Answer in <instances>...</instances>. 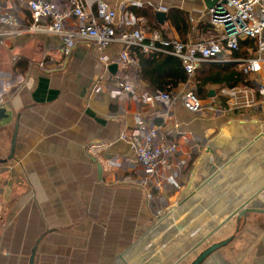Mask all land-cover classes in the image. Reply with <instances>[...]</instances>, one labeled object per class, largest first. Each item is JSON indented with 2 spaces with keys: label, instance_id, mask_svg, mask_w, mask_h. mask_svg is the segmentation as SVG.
<instances>
[{
  "label": "crops",
  "instance_id": "1",
  "mask_svg": "<svg viewBox=\"0 0 264 264\" xmlns=\"http://www.w3.org/2000/svg\"><path fill=\"white\" fill-rule=\"evenodd\" d=\"M107 1L120 13L130 6L127 2L150 5L156 12V6L167 11L180 7L198 32L207 31L202 25L204 0ZM157 24L153 28L149 21L151 29L181 39L169 20ZM61 46L60 37L44 34L0 43V102L12 115L0 126V212L7 221L0 230V264H30L32 258V264H169L175 252L181 259L215 236L220 237L211 243L232 238L215 253L223 264H264V212L240 216L230 211L221 223L209 226L239 197L251 198L264 184V103L242 111L226 107L218 114L208 108L215 96L208 93L200 96L202 112L193 114L177 101L164 129L178 124L179 151L143 185L152 193L150 211L166 217L122 259L120 253L153 221L143 190L119 184L142 179L135 154L120 134L136 125L137 113L152 125L164 124L156 116L161 106L146 99L154 91L138 67L124 72L134 91L119 97L111 82L121 71L118 64L101 62L88 41L67 56ZM120 50V44H113L106 53L113 56ZM184 82L173 89L180 92ZM215 138L210 154L206 147ZM176 159L184 165L173 183L169 176L177 169ZM189 183L184 199L171 209ZM187 202L192 207L185 216L180 209ZM167 220V239L160 240L171 241V246L161 263L154 241L156 229ZM207 226L209 231L196 240Z\"/></svg>",
  "mask_w": 264,
  "mask_h": 264
},
{
  "label": "built area",
  "instance_id": "2",
  "mask_svg": "<svg viewBox=\"0 0 264 264\" xmlns=\"http://www.w3.org/2000/svg\"><path fill=\"white\" fill-rule=\"evenodd\" d=\"M131 4L127 2L128 6ZM156 7V10L167 11L162 6ZM202 25L207 31L183 41L151 29L144 15H135L127 9L120 13L107 0H11L9 4L0 0L1 44L10 37L26 34L54 35L61 38V51L67 56L80 42L88 41L94 45L101 62L119 65L121 71L111 77L119 97L134 91V85L124 74L129 68L139 67L133 49L144 54H172L181 59L188 74L182 90L158 89L150 96L146 95V99L152 97L161 106L156 116L162 117L164 124L152 125L137 113L136 125L120 134L135 154L144 184L151 181L159 168L179 151V139L174 131L178 124H174L172 130L164 129L177 101L193 114L204 109L193 81L203 63H235L241 70L259 77L249 78L250 84L240 87H221V94L228 96L226 106L210 101V112L221 114L226 107L241 109L264 103V0H219L212 7L206 6ZM246 38H253L256 42L251 55L235 56L241 40ZM113 44H120L121 50L109 56L106 50ZM175 164L177 169L169 176L173 183L177 182L184 160L176 159Z\"/></svg>",
  "mask_w": 264,
  "mask_h": 264
},
{
  "label": "trees",
  "instance_id": "3",
  "mask_svg": "<svg viewBox=\"0 0 264 264\" xmlns=\"http://www.w3.org/2000/svg\"><path fill=\"white\" fill-rule=\"evenodd\" d=\"M135 15H144L150 21L153 28L159 27L157 24L156 11L150 5L132 4L128 7ZM167 20L177 30L182 40L188 39L192 33V24L189 12L180 7H171L167 11ZM256 42L253 38L241 40L240 49L234 52L235 56H249L255 48ZM139 59V74L145 80L152 91L168 90L175 88L179 83L188 79V74L183 67L181 59L172 54L153 52L150 54L141 53L138 49H133ZM235 63L207 62L197 69L193 80L195 81V93L198 96L206 97L208 85H229L250 84L247 79L249 73L238 70Z\"/></svg>",
  "mask_w": 264,
  "mask_h": 264
},
{
  "label": "rangeland",
  "instance_id": "4",
  "mask_svg": "<svg viewBox=\"0 0 264 264\" xmlns=\"http://www.w3.org/2000/svg\"><path fill=\"white\" fill-rule=\"evenodd\" d=\"M191 24H192V33H191V35H190V37H192V38H195V37H197L198 35H200L201 33L200 32H198L197 30L198 29H196V26L191 22ZM238 70H241L239 67L237 68ZM251 77L252 78H259L257 75H253V74H249V76H248V80H249V78H250V80H251ZM249 80V81H250ZM194 81V80H193ZM195 82V81H194ZM242 85H244V84H239V86L238 87H240V86H242ZM209 88H211L212 90H215L216 92V94H215V96L213 97V98H210L211 100H209V101H216L217 103L219 102V101H217L216 99H218V100H220V98L222 99V103H227V97L228 96H226V95H223V94H221V92H220V87L218 88L217 86H212V87H210V86H208ZM209 93V92H208ZM238 110V109H237ZM241 111H242V108L240 109ZM226 133H228V132H226ZM229 136V135H228ZM228 136H226V137H228ZM259 145V144H258ZM110 164V163H109ZM108 164V165H109ZM143 176V175H142ZM150 182V181H149ZM147 183L146 185H149L150 183ZM138 183H140V184H142V185H144V180H143V177H142V179L138 182ZM146 188H148L149 189V187H146ZM256 190V193L254 194V196H252L251 198H249V199H247V200H245L244 201V198H241V197H239L237 200H236V202H235V204H233L232 206H231V209H229L226 213H224L222 216H221V218H215L214 219V221H213V223H211L209 226H210V228L212 227V226H214L213 224L214 223H216V224H219V223H221L222 222V220L224 219V217L226 216V215H228V213L230 212V211H232V212H238L239 211V209L240 208H242L243 206H245V203L247 202V203H249V204H251V205H256V206H261V205H263L264 203V184H262L260 187H258L257 189H255ZM148 195H149V197H152V193H151V190H150V193H148ZM151 195V196H150ZM261 203H263V204H261ZM192 207V205H191V202H187L186 204H184L182 207H181V209L180 210H182L183 212H184V215L186 216V214L190 211V210H188V209H190ZM2 213H4V211H3V209H2V211L0 212V230H2L3 228H5L6 227V219H4V216L5 215H3ZM175 215V214H174ZM174 219V217H172V220ZM188 219H189V217H187L186 219H184L183 220V222H188ZM171 220H167L164 224H162L161 226H159L157 229H156V238H155V241H154V244H156L157 243V245L155 246V248H156V251H157V256H158V260H160V262L162 263V262H164V261H166V251L170 248V246H171V241H168V242H164V244H162L161 243V240H160V238L162 237L163 239H164V241H166V239H167V237L165 236L167 233V231L169 230V228H166V225H167V223L168 222H170ZM174 223H176V222H174ZM209 226H207L204 230H203V232H201L199 235H198V237L196 238V240L198 239V240H200L203 236H204V234L206 233V232H208L209 231ZM212 229V228H211ZM218 237H220V236H215V237H213V238H211V242L212 241H214V240H217V238ZM208 243V244H204V246H202L204 249L206 248V247H208L209 246V244L211 245L212 243ZM215 243V242H214ZM202 247L199 249V251L198 250H196V247L193 249V251H191V252H189V253H187L186 254V256L185 257H181V259H176V252L174 253V256L173 257H169L168 258V262L167 263H171V262H173L174 264H189L193 259H195V257L198 255V253H200L203 249H202ZM207 261V260H206ZM206 261L203 263V264H223L222 262H221V260L219 259V258H216V261H215V263L214 262H207L206 263Z\"/></svg>",
  "mask_w": 264,
  "mask_h": 264
},
{
  "label": "water",
  "instance_id": "5",
  "mask_svg": "<svg viewBox=\"0 0 264 264\" xmlns=\"http://www.w3.org/2000/svg\"><path fill=\"white\" fill-rule=\"evenodd\" d=\"M219 0H204V3L207 7H212L216 2H218ZM156 18L157 20L160 22V23H163L166 19H167V14L165 11H161V10H158L156 12ZM215 90H211L209 92V96H214L216 93ZM12 115L7 113V110H6V107L0 102V126L3 124L4 120H7L9 118H11ZM258 122V121H256ZM260 122V121H259ZM216 140L213 139V141H211L207 147H206V151L210 154H212V143ZM212 156V155H210ZM0 161H3L2 159H0ZM98 171H99V174L101 175V172H102V166L100 164H98ZM194 173L192 174V177H193ZM119 184H122V185H126V186H134V187H137L141 190H143V193H144V197H145V207H146V211L149 215V217L152 219L153 223L152 225L147 229L145 230L141 235H139L133 242L132 245H129L123 252L120 253V258H124V254L126 252H128V250H130L132 248L133 245H136L141 239H143L148 233L150 230H152V228H154L156 225H158L159 223H161L166 215H159V214H153L149 207H148V193L145 189V187L140 184V183H134V182H120ZM191 187V183L188 184V186L186 187V189H184L181 194L178 196L177 198V201L174 203V205L171 207L174 208L176 206L179 205V203L184 199V193ZM248 211H256V212H264V208H260V207H257L256 205H245L243 206L238 212H237V215H244L245 213H247ZM232 238L230 237L229 239H225V240H222V241H219V242H215V243H212L211 245H209L208 247H206L205 249H203L200 253H198V255L195 257V259H193L189 264H203L207 258L211 257L213 259V261L215 262L216 261V256H215V253L220 249L222 248L223 246H225L227 243H229V241L231 240ZM202 245V244H201ZM200 247V246H198ZM198 249V248H197ZM33 263V258L31 259V262L30 264Z\"/></svg>",
  "mask_w": 264,
  "mask_h": 264
},
{
  "label": "bare ground",
  "instance_id": "6",
  "mask_svg": "<svg viewBox=\"0 0 264 264\" xmlns=\"http://www.w3.org/2000/svg\"><path fill=\"white\" fill-rule=\"evenodd\" d=\"M240 209H241V208H240ZM240 209H239V210H240Z\"/></svg>",
  "mask_w": 264,
  "mask_h": 264
}]
</instances>
